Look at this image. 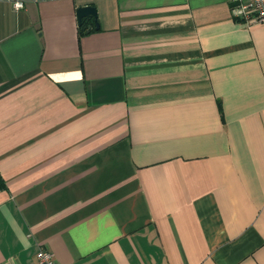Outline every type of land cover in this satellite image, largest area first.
<instances>
[{"label": "crops", "instance_id": "crops-1", "mask_svg": "<svg viewBox=\"0 0 264 264\" xmlns=\"http://www.w3.org/2000/svg\"><path fill=\"white\" fill-rule=\"evenodd\" d=\"M14 1L0 264H264V24L229 0Z\"/></svg>", "mask_w": 264, "mask_h": 264}, {"label": "built area", "instance_id": "built-area-1", "mask_svg": "<svg viewBox=\"0 0 264 264\" xmlns=\"http://www.w3.org/2000/svg\"><path fill=\"white\" fill-rule=\"evenodd\" d=\"M230 13L234 20L242 22L247 27L264 24V0H229ZM24 3L20 0L13 2V7L18 9ZM36 264H58L54 254L44 248H39L35 253Z\"/></svg>", "mask_w": 264, "mask_h": 264}, {"label": "water", "instance_id": "water-1", "mask_svg": "<svg viewBox=\"0 0 264 264\" xmlns=\"http://www.w3.org/2000/svg\"><path fill=\"white\" fill-rule=\"evenodd\" d=\"M76 17L78 24H81L84 20L92 21L95 24V27L98 28V22L96 19V9L91 4L78 6L76 8Z\"/></svg>", "mask_w": 264, "mask_h": 264}, {"label": "trees", "instance_id": "trees-1", "mask_svg": "<svg viewBox=\"0 0 264 264\" xmlns=\"http://www.w3.org/2000/svg\"><path fill=\"white\" fill-rule=\"evenodd\" d=\"M91 22V21H86L84 20L80 25V31L81 32H84V29L87 27L88 28V23Z\"/></svg>", "mask_w": 264, "mask_h": 264}]
</instances>
